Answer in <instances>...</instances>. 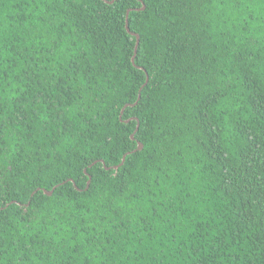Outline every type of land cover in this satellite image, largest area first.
I'll return each instance as SVG.
<instances>
[{"label":"trees","instance_id":"1","mask_svg":"<svg viewBox=\"0 0 264 264\" xmlns=\"http://www.w3.org/2000/svg\"><path fill=\"white\" fill-rule=\"evenodd\" d=\"M0 264H264V0H0Z\"/></svg>","mask_w":264,"mask_h":264},{"label":"water","instance_id":"2","mask_svg":"<svg viewBox=\"0 0 264 264\" xmlns=\"http://www.w3.org/2000/svg\"><path fill=\"white\" fill-rule=\"evenodd\" d=\"M112 2H114V0H112ZM112 2H111V3H112ZM144 8H145V4L143 3V6L141 7V9H144ZM129 11H130V10H128V13H129ZM128 23H129V22H128V14H127V24H126V26H127V30L130 31V28H129ZM130 32H131V31H130ZM131 33H132V34H135V33H133V32H131ZM136 36H137V45H136V49H135V55H134L133 58H132L133 62H135V56H136L137 46H138V44H139V35L136 34ZM148 80H149V76H147V81H146V82H148ZM140 97H141V93H139V96H138V99H137L136 102H134V103H132V104H126V105L122 108L121 115H120L121 118H122V115H123V113H124L125 108H126L128 105H132V106H133V105H136L137 102L139 101ZM130 119H132V118H130ZM130 119H127L126 122L130 121ZM138 128H139V124L137 125L136 130H137ZM131 137H132L133 139L135 138V132L132 133ZM137 143H138V146H137V148L135 149V151H136V150H141V149H143L144 144H143L141 141H138ZM128 153H130V152H128ZM128 153H125V154L123 155L122 160H121V162H120L119 164L113 166L114 169H118L121 165L124 164V162H125V160H126V156H127ZM101 162L105 164L104 160H101ZM95 163H97V161H95L93 164H95ZM93 164H91V165H93ZM105 167H106L107 169L110 168V167H107V166H105ZM85 170H86V169H85ZM71 180H72V179H71ZM91 180H92V176L90 175L89 180H88V182H87L86 189L89 188L90 183H91ZM53 190H54V188H53L52 190L44 189V192L47 193V194H49V195H51V194L53 193Z\"/></svg>","mask_w":264,"mask_h":264},{"label":"snow or ice","instance_id":"3","mask_svg":"<svg viewBox=\"0 0 264 264\" xmlns=\"http://www.w3.org/2000/svg\"><path fill=\"white\" fill-rule=\"evenodd\" d=\"M107 2H112V0H107ZM222 2L227 5L229 3V0H222ZM245 2V0H231V3L234 4L236 7H240L241 4H243ZM153 179L156 181V183H161V179L160 177H153ZM36 212H38L39 210H35ZM25 214H28L27 211Z\"/></svg>","mask_w":264,"mask_h":264}]
</instances>
